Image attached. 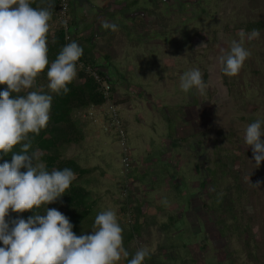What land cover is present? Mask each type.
<instances>
[{
  "label": "rangeland",
  "instance_id": "obj_1",
  "mask_svg": "<svg viewBox=\"0 0 264 264\" xmlns=\"http://www.w3.org/2000/svg\"><path fill=\"white\" fill-rule=\"evenodd\" d=\"M85 1L97 15L102 0ZM115 1L130 12L154 14L156 21L146 25L139 17L143 26L137 28L126 26L134 21L121 13L101 18L125 26L118 27L125 38L114 63L131 86L114 89L124 102L115 98L130 163L124 167L113 129L90 120L88 109L73 114L84 139L60 147L59 156L95 169L74 181L97 201L80 233H89L106 209L115 210L123 230H130L140 207L141 230L128 244L130 258L142 244L150 253L144 264H264V161L257 168L243 140L249 123L264 120V28L245 40L250 55L237 75L224 76L216 63L221 46L239 40L241 30L252 32L242 24H264V0ZM74 2L69 0L71 15L84 17ZM197 40L207 48L198 50ZM135 66L144 74H135ZM193 68L202 73L203 95L180 88V75ZM46 73L30 90L52 95Z\"/></svg>",
  "mask_w": 264,
  "mask_h": 264
},
{
  "label": "clouds",
  "instance_id": "obj_2",
  "mask_svg": "<svg viewBox=\"0 0 264 264\" xmlns=\"http://www.w3.org/2000/svg\"><path fill=\"white\" fill-rule=\"evenodd\" d=\"M47 7L34 8L30 0H0V159L12 153L11 162L0 163V264H144L150 253L140 245L131 254L123 246V228L115 210L100 211L89 233L76 235L70 219L59 210L35 211L27 220L11 218L56 202L76 179L70 168L49 171L39 161L38 151L29 152V134L39 135L47 127L53 96L33 89L35 79L47 68V87L51 93L67 94L68 85L77 77L83 48L72 41L64 45L49 64L48 34L52 18L50 0ZM103 29L115 31L117 25L101 22ZM239 40L219 48L216 63L227 77L237 75L250 52L245 40L258 37L256 30H241ZM203 45V44H202ZM180 88L201 95L205 82L199 68L183 72ZM264 120L257 119L243 130L246 146H251L257 168L264 161ZM21 145L20 152H13ZM26 171H21V169ZM258 185V184H256ZM259 186V185H258Z\"/></svg>",
  "mask_w": 264,
  "mask_h": 264
},
{
  "label": "trees",
  "instance_id": "obj_3",
  "mask_svg": "<svg viewBox=\"0 0 264 264\" xmlns=\"http://www.w3.org/2000/svg\"><path fill=\"white\" fill-rule=\"evenodd\" d=\"M50 2L51 4H54V7L51 8V20L57 21L58 2L57 0H50ZM30 3L34 8L49 6L47 3H42V0H30ZM242 26H246L245 28L252 29V31L264 28V24L262 22H256L254 24L250 23V25L242 24ZM70 34L72 35L71 40L66 42L61 29L56 26L54 30H50L47 44L49 64L56 59L64 45L72 41L77 42V38L72 33V20L70 24ZM85 55L86 54L83 52V55L79 59L80 62L91 66L101 75L107 73V69L104 66L101 67L95 64V62L88 59ZM77 72L78 77L68 85L70 91L67 94L57 95L52 93L53 100L50 110V119L48 121L47 127L42 129L39 135L31 133L29 134L32 145L29 152L38 151L40 153V160L46 164V167L49 171H51L53 168L60 170L64 168H70L78 178H82L95 171V169L82 168L75 160L72 159H60L59 148L66 144L79 143L84 139L82 131L77 126V122L73 119V114L75 112L85 110L91 106L95 107L102 105L104 102L101 95L96 91L97 86L94 80L87 77L84 72H81L78 68ZM107 76L109 83L112 85V92H114L111 76L108 73ZM3 88H6V86L0 85V89ZM20 150L21 145H16L12 151L18 153ZM11 159L12 153H8L7 155H4L2 159H0V163L3 161L11 162ZM198 169V167L194 168L196 171H198ZM21 171H26V169L22 168ZM234 179L238 182L237 178L234 177L233 180ZM96 206L97 201L92 199L91 192L82 185L76 184L75 181H73L70 188L66 190L64 195L56 202L50 203L48 205H42L38 209L29 210L22 213L11 212L10 210V217H21L27 220L29 216L34 215L35 211L37 213L43 214L47 207L49 209L55 208L70 219V222L74 225L73 232L79 236L81 235L79 230L82 222L91 215ZM140 215L141 209L140 207H136L134 209L133 224L131 229L127 231L123 230L122 232V243L127 251H129L128 244L133 239V233H138L141 230V226L138 221ZM205 241L206 240H204V242ZM207 248L208 247L205 246L206 250ZM128 259H130V256Z\"/></svg>",
  "mask_w": 264,
  "mask_h": 264
},
{
  "label": "crops",
  "instance_id": "obj_4",
  "mask_svg": "<svg viewBox=\"0 0 264 264\" xmlns=\"http://www.w3.org/2000/svg\"><path fill=\"white\" fill-rule=\"evenodd\" d=\"M136 1L137 0H134L132 3ZM73 5L74 8H77L78 6V10L81 9L84 14V17L79 16L77 11L75 14L71 15V17L72 33L77 38V43L83 48V52L86 54L85 56L95 62V64L101 67L104 66L107 69V73L111 76L113 89L114 84H119L124 87L131 86L129 84V80H126L123 75V68L118 67L119 65L114 63V58H116V46H122L125 38V36H123L120 32L122 30L118 29V27L120 26V28H124L125 26L120 24L115 31L111 29H103L101 27V22L105 20H102L101 18L117 12L121 13L125 19H131L134 21V23H129L126 26L141 28L143 24L139 17L146 20V25H148L149 23L152 24L156 21L154 14H148L147 12L144 13L139 10L130 12L125 3L116 4L115 0H102L100 6L98 7L97 15L93 13L92 9L89 7L90 4L85 0H76ZM50 23V30H54V22L52 23V20H50ZM52 25H54V27H52ZM144 38H146L144 39L146 42L150 40L147 36H144ZM101 58L104 65L98 63L99 61H97ZM101 70L104 71L103 69ZM134 72L138 76H140V74H144V71L137 70L136 66L134 67ZM114 92L115 97L119 99V102H123L121 101L123 98H120V95L115 89Z\"/></svg>",
  "mask_w": 264,
  "mask_h": 264
},
{
  "label": "built area",
  "instance_id": "obj_5",
  "mask_svg": "<svg viewBox=\"0 0 264 264\" xmlns=\"http://www.w3.org/2000/svg\"><path fill=\"white\" fill-rule=\"evenodd\" d=\"M58 2V18L57 27L61 29L64 34V40L69 42L72 35L70 34V3L69 0H57ZM78 69L84 74L92 78L97 86L96 91L103 98V104L90 108L87 111V116L90 120L97 122V116H101L106 119V121L101 120L103 123V128L105 131L108 129H113L117 134L123 146L124 157L122 163L125 168L129 166L130 159L128 158V149L125 147V133L117 118L116 112V97L112 92V85L108 81L107 73L101 75L97 70L91 66L85 65L83 62L78 61Z\"/></svg>",
  "mask_w": 264,
  "mask_h": 264
},
{
  "label": "flooded vegetation",
  "instance_id": "obj_6",
  "mask_svg": "<svg viewBox=\"0 0 264 264\" xmlns=\"http://www.w3.org/2000/svg\"><path fill=\"white\" fill-rule=\"evenodd\" d=\"M163 1H165L167 4H174V0H163ZM192 2H195L194 0L192 1ZM192 2H190V4L192 3ZM70 16H71V6H70ZM71 20H72V17H71ZM196 43L198 44V45H196ZM203 44V45H202ZM195 46H196V48L198 49V50H202V49H204V48H207L206 46H207V43L206 42H203V41H201V40H197V41H195ZM198 107H199V105H197ZM200 114V113H199ZM199 114L197 115V116H199ZM201 117H202V114H201ZM206 118V119H205ZM204 119H205V122H206V135H207V133H208V131H209V128H208V123H207V120H208V117H204ZM204 126H205V124L204 125H202V129L204 128Z\"/></svg>",
  "mask_w": 264,
  "mask_h": 264
},
{
  "label": "bare ground",
  "instance_id": "obj_7",
  "mask_svg": "<svg viewBox=\"0 0 264 264\" xmlns=\"http://www.w3.org/2000/svg\"><path fill=\"white\" fill-rule=\"evenodd\" d=\"M55 24H57V23H55ZM116 103V102H115ZM92 107H94V106H91V107H89V108H87L88 110L90 109V108H92ZM103 119V117L102 118H100V119H97V121L98 120H102ZM94 122V121H93Z\"/></svg>",
  "mask_w": 264,
  "mask_h": 264
}]
</instances>
